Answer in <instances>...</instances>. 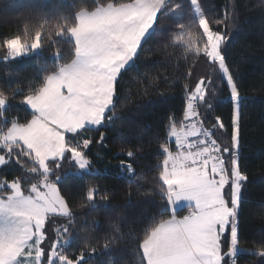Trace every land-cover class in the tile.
Returning <instances> with one entry per match:
<instances>
[{
    "label": "trees",
    "instance_id": "1",
    "mask_svg": "<svg viewBox=\"0 0 264 264\" xmlns=\"http://www.w3.org/2000/svg\"><path fill=\"white\" fill-rule=\"evenodd\" d=\"M199 2L206 17L223 21L213 27L225 36L222 51L241 94L238 163L247 180L238 214V246L244 252L236 261L264 264L254 254L264 244V0ZM127 3L130 0H0V45L4 39L24 38L26 33L34 37L47 22L38 53L0 62V96L8 102L0 116L9 122L18 118L21 124L32 119L23 105L24 97L39 94L50 75L75 59L77 47L69 29L77 26L81 11ZM194 16L189 0H171L164 14H158L134 63L118 78L113 106L106 115L111 119L91 134L93 143L87 154L91 170L80 172L72 161L64 162L59 171L53 168L51 179L60 177L58 187L73 216L71 221L47 219L42 245L46 253L59 241L66 252L78 255L83 251L82 264H146L139 247L145 232L150 234L172 215L189 214L188 208L172 210L161 191L164 185L159 173L165 155L161 145L176 150L168 134L170 126L188 121L183 117L187 98L201 79L206 94L205 101L195 105L199 118L205 128H212L215 118L221 117L226 128H216L213 138L232 147L234 105L226 81L218 66L175 40L183 24L185 31L193 33L189 43L195 46L200 36L202 44ZM4 52L0 47V56ZM0 127H6L5 119H0ZM101 134L105 137L98 143ZM128 151L134 156L129 158ZM122 164H131L135 175L130 176ZM30 167L38 165L27 157H21L20 163L12 160L0 168V181L20 179L39 185L38 177L28 171ZM89 190L95 192L92 201L87 199ZM64 227H68L67 233Z\"/></svg>",
    "mask_w": 264,
    "mask_h": 264
},
{
    "label": "snow or ice",
    "instance_id": "2",
    "mask_svg": "<svg viewBox=\"0 0 264 264\" xmlns=\"http://www.w3.org/2000/svg\"><path fill=\"white\" fill-rule=\"evenodd\" d=\"M169 2L130 0L120 8L110 5L100 10L106 16L103 24L82 23L79 30L69 29L79 46V67L70 75L49 78L38 96L24 97L23 105L31 112L30 121L21 124L18 118L9 122L6 116H0L6 122V127H0V153H3L0 166L12 160L20 163L21 157H27L38 165L41 174L40 184L32 183L27 194L20 179L0 181V190L10 189L0 195V264H82L84 261L83 251L78 255L66 252L59 241L53 242L47 253L42 246L50 214H59L70 221L73 216L58 188L60 177L50 178L54 172L49 162L59 169L67 155L80 170L90 168L86 150L93 141L88 137L75 138L89 127H100L106 119H111L106 113L114 102L115 84L137 57L158 14H164ZM189 2L195 11L194 23H198L202 33V46L200 36L195 39V46L189 43L193 33L185 31L183 24L175 40L218 66L225 78L234 105L232 149L213 138L216 128H226L221 117L215 118L212 128H205L203 120L194 119L200 115L196 102L205 101L206 85L201 79L188 95L183 114L184 120L192 123L181 121L179 127L175 123L170 126L168 134L175 140L176 151L161 145L165 154L159 173L164 185L161 191L170 206L186 202L191 211L182 218L172 215L150 234L146 231L139 247L146 264H237L234 258L238 248V209L242 182L247 180L238 163L241 94L222 51L225 36L213 27L223 21L206 17L199 0ZM46 24L40 25L34 37L26 33L24 39L21 36L4 39L0 47L5 52L0 62L18 60L40 50ZM48 35L51 36L50 29ZM66 134H72L73 139H68ZM103 140L101 134L98 143ZM127 156L131 158L134 153L128 151ZM124 167L122 164L121 168ZM38 168L30 167L28 171L36 173ZM127 170L133 171L131 164ZM86 195L92 201L95 192L89 190ZM68 230V227L63 229L65 233ZM254 254L264 259V244Z\"/></svg>",
    "mask_w": 264,
    "mask_h": 264
},
{
    "label": "rangeland",
    "instance_id": "3",
    "mask_svg": "<svg viewBox=\"0 0 264 264\" xmlns=\"http://www.w3.org/2000/svg\"><path fill=\"white\" fill-rule=\"evenodd\" d=\"M171 1V0H170ZM128 4V3H127ZM110 5H113L114 7H116V8H120V7H122L123 5H125V4H123V5H114V4H109V5H106V6H102V7H99L97 10H95V11H93V12H91V11H81L80 12V14L78 15V23H77V26L75 27V29H80L81 28V24L82 23H87V24H89V25H91V26H98V25H100V24H103L104 22H105V20H106V16H105V14L102 12V11H100L101 9H106V8H108V6H110ZM194 13H195V11H194ZM154 27H155V25H154ZM154 27H153V29H154ZM153 29L152 30H150V33L147 35V37L146 38H148L151 34H152V32H153ZM70 36L72 37V39H74L75 40V42H76V56H75V59L72 61V62H70V63H67V64H65V65H62V66H60V68H59V70L58 71H56L55 73H53L52 75H50L49 77H48V79H47V81L49 80V78H57V77H60V76H63V75H70V74H72L74 71H75V69L77 68V67H79V56H78V51H79V46H78V43H77V41H76V39L73 37V35L70 33ZM29 37H31V36H29ZM22 39H24V38H22ZM29 42H31L30 40H29ZM143 43V42H142ZM202 44H200V46H201ZM40 50H38V51H36L35 53H38ZM2 53V52H1ZM0 53V54H1ZM35 53H32V54H35ZM31 55V54H30ZM30 55H28V56H30ZM28 56H25V57H28ZM25 57H22V58H25ZM21 59V58H20ZM13 61V60H12ZM134 61H135V59L132 61V62H130V64L126 67V68H128V67H130L133 63H134ZM224 78V77H223ZM224 80H225V78H224ZM47 81H46V84H47ZM117 83V82H116ZM46 84H45V86H46ZM115 88H116V84H115ZM40 94V93H39ZM39 94H37V95H34V96H38ZM114 94H115V91H114ZM34 96H30V97H34ZM0 101H4V103H2V104H0V111H4L5 109H6V107H7V105H8V102H7V100L4 98V97H2V96H0ZM23 104H24V100H23ZM113 106V105H112ZM112 106H110V110H111V108H112ZM25 107V106H24ZM239 111H240V104H239ZM106 115H107V113H106ZM105 125V123L102 125V126H104ZM102 126H100V127H89V129L86 131V132H84L83 134H82V136H78V137H76L75 138V140H81L82 138H85V137H88V138H90L91 137V134L93 133V132H95V130H97L98 128H101ZM66 137L68 138V139H73V136H72V134H66ZM172 139L174 140V138L172 137ZM175 141V140H174ZM239 147H240V118H239ZM230 149H232V147L230 148ZM89 150V149H88ZM88 150H86L87 151V154H88ZM239 153H240V149L238 148V155H239ZM88 157V156H87ZM239 158V157H238ZM226 159H227V156H226ZM66 161H71L70 160V157H68L67 155H66V157H65V159H64V161L62 162V165H63V163L64 162H66ZM50 163V166L52 167V168H55V166H54V164H52L51 162H49ZM74 163V162H73ZM75 164V163H74ZM73 164V165H74ZM2 166H0V168H1ZM228 167L230 168L231 167V165H230V162H229V164H228ZM38 168V167H37ZM62 169V166L59 168V169H56V170H61ZM77 169H78V171H80V172H89L91 169L90 168H88V169H86V170H80L78 167H77ZM31 173V172H30ZM32 174H34L35 176H37L38 177V180L36 181V182H38V181H41V174H40V170H39V168H38V171L36 172V173H32ZM51 178V177H50ZM32 181H34V180H32ZM35 183V182H34ZM243 183L244 182H242V186H243ZM21 184H22V189L25 191V193L27 194V192L26 191H28L29 189H30V185L32 184H29L28 185V183L26 184V183H24V182H21ZM40 184V183H39ZM8 191H10L9 189H7ZM7 190H5V189H3V190H0V192H2V193H0V195H4V194H6L7 193ZM42 190V189H41ZM227 190V189H226ZM230 198V197H229ZM241 200H242V197H241ZM240 205H241V203H240ZM172 208H175L176 210H181V209H184V208H188L189 209V212L191 211V208H190V206L186 203V202H180L178 205H176V206H171ZM239 209H240V206H239ZM239 209H238V214H239ZM50 217V216H49ZM48 217V218H49ZM183 217V215L182 216H178L177 218H182ZM47 221V220H46ZM226 250V249H225ZM45 251H47V250H45ZM244 251L238 246V248H237V255H236V257L234 258L235 260H236V258H237V256L240 254V253H243Z\"/></svg>",
    "mask_w": 264,
    "mask_h": 264
},
{
    "label": "built area",
    "instance_id": "4",
    "mask_svg": "<svg viewBox=\"0 0 264 264\" xmlns=\"http://www.w3.org/2000/svg\"><path fill=\"white\" fill-rule=\"evenodd\" d=\"M194 119H200L199 116L198 117H195ZM192 121L191 120H188L185 124H191ZM205 127V126H204ZM176 151V150H175ZM135 175V170L133 169V171L130 173V176H133Z\"/></svg>",
    "mask_w": 264,
    "mask_h": 264
},
{
    "label": "water",
    "instance_id": "5",
    "mask_svg": "<svg viewBox=\"0 0 264 264\" xmlns=\"http://www.w3.org/2000/svg\"><path fill=\"white\" fill-rule=\"evenodd\" d=\"M58 188H59V187H58ZM41 191H43V189H42ZM59 191H60V189H59ZM60 194H61V192H60ZM49 216H50V217H62V218H67V217H63V216H61V215H59V214H50Z\"/></svg>",
    "mask_w": 264,
    "mask_h": 264
},
{
    "label": "crops",
    "instance_id": "6",
    "mask_svg": "<svg viewBox=\"0 0 264 264\" xmlns=\"http://www.w3.org/2000/svg\"><path fill=\"white\" fill-rule=\"evenodd\" d=\"M174 142H175V141H174ZM238 161H239V158H238ZM172 210H174V211H175L176 209H175V208H173ZM176 217H177V216H176Z\"/></svg>",
    "mask_w": 264,
    "mask_h": 264
},
{
    "label": "clouds",
    "instance_id": "7",
    "mask_svg": "<svg viewBox=\"0 0 264 264\" xmlns=\"http://www.w3.org/2000/svg\"><path fill=\"white\" fill-rule=\"evenodd\" d=\"M104 137H105V135H104Z\"/></svg>",
    "mask_w": 264,
    "mask_h": 264
}]
</instances>
